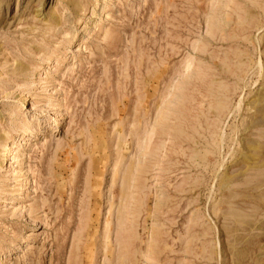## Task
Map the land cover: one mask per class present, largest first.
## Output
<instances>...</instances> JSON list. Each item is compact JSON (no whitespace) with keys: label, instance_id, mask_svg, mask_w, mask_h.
<instances>
[{"label":"rangeland","instance_id":"374dc122","mask_svg":"<svg viewBox=\"0 0 264 264\" xmlns=\"http://www.w3.org/2000/svg\"><path fill=\"white\" fill-rule=\"evenodd\" d=\"M0 264H264V0H0Z\"/></svg>","mask_w":264,"mask_h":264}]
</instances>
